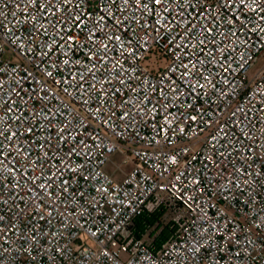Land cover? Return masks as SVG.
Segmentation results:
<instances>
[{
  "label": "snow or ice",
  "instance_id": "obj_1",
  "mask_svg": "<svg viewBox=\"0 0 264 264\" xmlns=\"http://www.w3.org/2000/svg\"><path fill=\"white\" fill-rule=\"evenodd\" d=\"M97 5L103 7H98L97 14L93 16L88 11V0H25V7H31L42 21L38 27L30 30L27 39L17 35L18 29L14 25L10 27L12 22L4 19L5 14L0 11V125H4V116L8 113H14L12 119L20 124L16 129H12L10 125L0 127V165L6 164V158L11 155L10 149L13 147L17 156L27 158L31 155L17 141L36 131L32 124L34 119H40V128L51 130V135L44 138L40 148L45 149L53 140L58 145L54 146L55 151L51 155L42 151L35 159L29 160L22 171L15 166L0 167V206L10 210L16 206L17 199H24L19 191L22 185L16 179L20 176L24 185H30L27 189L28 199L31 200L28 210L35 209L37 223L45 219V213L49 217V224L55 218L52 216L53 212L62 218V230L51 233V239L46 241L49 247L45 248L40 242L44 233L38 229L37 224H33L31 229L19 230L12 217L6 219L4 214H0V264H18L17 256H25V264H40L41 257L49 260L50 264H56V258L63 259L72 251L71 241L67 242V246L65 243H56L54 250L51 246L72 225L87 236L96 238L97 232L89 229L87 221L85 224L80 223V219L87 214V209L81 205L83 211L78 212L74 203L72 211H67L68 206L61 201V195L71 187L70 181L63 179L66 172L72 173L73 179L79 177L88 181V163L92 160L90 153H100L103 150L102 146L110 139L107 133L114 137H126L129 144L142 141L145 148L159 146L162 152L164 147H171L177 133L184 135L186 131H191L199 140L206 130H210L205 140L210 152L207 156L201 155L199 162L203 164L207 174L188 172L187 164L184 172H188L192 188L198 194L202 195L206 191L199 185L207 183L215 187L216 192L209 195H215L224 202L227 211L223 213L221 223L212 221L211 233L207 227V213L202 212V236L200 239L193 238L184 251L195 262L201 250L207 251L208 245L213 243L212 236L219 235L223 243L217 244V248L222 249L227 244L240 249L234 255V260L239 264L246 255L256 252V244L264 246V153L260 151L258 141L254 142L255 146L249 144L236 147L237 144H243L245 139L253 140L250 133L255 129L247 119L251 113L238 106L225 119L210 106L215 103L212 96L219 100L228 95L225 83L227 77L234 75L237 68H243L248 62L249 57L245 53L251 51V34L256 35L258 46L264 48V0H97ZM226 9H231V12L223 18L228 26L225 33L220 31V23L222 10ZM248 13L251 14L247 15ZM241 14L246 15L244 20H241ZM13 16L15 17V13ZM108 20L111 23H107ZM34 21L35 16H31L24 22L33 24ZM49 27L52 32H49ZM246 30L250 35L240 39V35ZM35 32H40L45 39L34 42L32 37ZM82 32L84 35L81 37ZM49 36L52 37L51 40L48 39ZM218 36H223L227 43H218ZM233 38L235 46L229 51ZM161 39L164 41L163 45L159 43ZM209 45L212 46L210 49ZM153 47L167 54L172 64L167 69L171 75L150 81L148 72L140 68L139 61L146 58ZM241 48L244 49L243 52L239 51ZM76 49L84 50L87 63L82 66L83 70L78 67L82 64L81 59L74 58ZM113 49L117 53L115 56L111 55ZM9 50L16 56L29 60L45 79L42 81L40 77L23 69L20 71L24 74L20 75L18 66L5 69L3 64ZM36 57H39V64H36ZM121 59L129 67L126 68ZM234 64L236 68L233 67ZM213 65L218 71L211 70ZM61 68H67L68 75L62 81H56L53 73L59 72ZM73 68H76L75 72L72 71ZM97 73L100 74L99 78ZM4 76L8 79H3ZM25 79L35 80L39 85L38 90H33L34 95H28V100L43 102L39 111L32 107L28 115H25L23 107L28 101L22 99L13 108L16 97L25 92ZM49 80L53 84L65 85L60 91L71 98V104L60 102L55 106V111L48 107L52 100L59 99L56 92L48 88ZM217 81L220 82L219 87ZM69 88L76 89V96L68 91ZM260 89L261 83L258 82L255 94L264 102V91ZM77 97H80L79 101ZM89 101H92L91 105ZM228 106L231 107L230 104ZM202 107L204 110H201ZM260 111H264V107ZM90 121H95L96 127L93 128ZM148 123L152 124L154 135L146 139L141 135V128ZM25 124L27 127H24ZM192 125H196L199 131H195ZM237 129L239 135H236ZM64 146H67V150L62 152L61 148ZM86 149L90 151H85ZM179 151L186 153L188 148H181ZM107 152L109 155L113 154L111 148ZM57 153L58 162L53 164L52 157ZM233 153L243 157L240 166L234 163L237 156H233ZM138 155L147 157L148 152ZM196 155L198 154H194L192 159H196ZM74 157L83 158V163H74ZM117 159L122 167L125 166L123 157ZM100 163L107 164L109 168L115 165V161L101 160ZM176 163L177 156L172 154L169 164ZM226 164L233 165L234 171L230 174ZM46 166L55 170L44 175ZM37 168L40 169V176L35 175ZM127 170L135 175L134 169ZM30 171L31 176L28 175ZM6 172L11 174V180L7 182ZM184 172L175 177L177 184ZM98 175L99 173L93 175L92 180ZM188 177H185L186 181ZM37 180H40L39 184L36 183ZM96 191L107 192V189L97 188ZM180 195L185 200L188 199L187 192H181ZM237 196V203L242 205L243 212L231 207L230 200ZM94 203L99 204V201ZM207 204L210 201L206 202V206ZM244 225L248 226V236L240 248L236 234L238 228L243 232ZM251 237H255V240ZM99 255L106 257L108 253L100 250ZM92 264H95L94 260Z\"/></svg>",
  "mask_w": 264,
  "mask_h": 264
},
{
  "label": "built area",
  "instance_id": "obj_2",
  "mask_svg": "<svg viewBox=\"0 0 264 264\" xmlns=\"http://www.w3.org/2000/svg\"><path fill=\"white\" fill-rule=\"evenodd\" d=\"M119 2V0H117ZM7 5V6H5ZM88 11L95 16L97 14V8L103 7V5H97V0H88ZM0 11L4 15V19L11 21V26H15L18 29L17 35L27 39L29 32L34 27H38L42 23L38 13H34L31 7H25V0H0ZM231 9L222 10V17L220 23V31L227 32V23L224 21V17L229 16ZM15 13V17L13 16ZM102 14V13H100ZM248 13L247 15H250ZM35 16V21L33 24L26 23L28 17ZM246 18L245 14H241V20ZM20 21L21 23H17ZM107 23H111L110 20ZM252 25L250 24L249 27ZM107 31V27H105ZM49 32H52L51 27H49ZM131 35V33H128ZM84 33H81V37ZM239 35V33H238ZM250 34L246 30L243 35H240V39H245V37ZM51 36L48 37L51 40ZM32 39L34 42L38 43L45 39L40 32L33 33ZM251 51L250 53H245L249 57L248 62L243 68H237L234 75H229L227 81L228 95L217 99L216 96H212V100L215 103L211 104V109L219 115H222L225 119H228L229 113L236 109L238 106H242L245 112L251 113L247 116V119L252 122L254 132L250 133L253 136V140L249 141L245 139L243 144H237L236 147H244L249 144H254L255 141L259 142L261 146L260 151L264 153V111H260L264 107V102L259 100V97L255 94L257 83H261V91H264V48L258 46V41L255 34H251ZM223 41L227 43L223 36L217 37V42ZM163 45V39L159 42ZM235 46V38H233V44L229 45V51ZM212 46L209 45L210 49ZM208 49L205 50L207 52ZM243 52L244 49H239ZM84 50L76 49L74 58L81 59V70L82 66L87 63L83 55ZM152 54L153 62L149 66L143 64V60L139 61L140 68L147 71L149 75V80L162 79L164 76H169L171 73L167 71L168 66L172 64V60L167 54L160 51L159 48L153 47L148 53L149 57ZM226 54V53H225ZM111 55H117L116 50L113 49ZM263 55V56H262ZM33 56H35V47L33 50ZM262 56V60L258 59ZM164 59V63L159 61V59ZM31 59V58H30ZM39 57H36V64H39ZM121 63L125 67H129L128 63L121 59ZM257 63L259 68L257 71L249 75V70L251 66ZM250 65V66H249ZM13 66H18L17 70L20 69L32 72L33 75L40 77L43 81L45 78L41 74L40 70L35 67L29 60L22 59L15 55L11 50L7 53L3 67L10 70ZM236 68V65H233ZM212 71H218L215 65L212 66ZM72 71H76L73 68ZM69 70L67 68H61L59 72H54V78L56 81H62L67 75ZM62 73V75L60 74ZM24 72L20 71V75ZM99 73H97V78H99ZM87 76V73H86ZM3 79L7 80L8 77L4 76ZM229 81L231 83H229ZM14 82V81H13ZM48 88L56 92L58 100H52L48 105L52 111L56 110V105L60 102L71 104V98L64 92L60 91L63 84H53L51 80L47 82ZM167 84V80H165ZM85 83V87H87ZM217 86H220V82L217 81ZM23 88L25 92L20 93L16 97V105H19L21 100L28 101L23 105L25 109V115H28L30 109L35 107L37 111L40 110L42 101H30L28 100V95H34L33 90H38L39 85L32 79H25L23 81ZM233 89L235 90L233 92ZM69 92L73 96H76V89L69 88ZM90 91H92L90 89ZM27 93V95H25ZM80 97H77L79 101ZM92 104V101H89ZM199 106V102H197ZM231 105L229 107L228 105ZM205 106H207V98H205ZM80 105L77 103V108ZM201 110H204L202 107ZM191 112V110H188ZM67 114V110H65ZM192 114H196L192 112ZM14 113H8L4 116V125L0 127L11 126L12 129L20 127L19 121H14L12 119ZM259 117V119H257ZM71 119V117H68ZM159 119V116H158ZM235 119V118H233ZM41 121L39 118L32 121L33 126L36 128L30 135H26L23 140L17 141V144H23L28 152L31 153L30 156L25 158L24 156H17L15 148L10 149L11 155L6 158V164L0 165V167L15 166L16 168L23 170V166L28 163L29 160L35 159L40 155L42 151H47L49 155L55 151L54 146L56 141L53 140L51 145L45 149L40 148V144L44 142V138L51 135V130H44L40 128ZM92 127H96L95 121H90ZM191 123V122H189ZM199 124V121H197ZM58 126V125H55ZM54 126V127H55ZM159 126V125H157ZM202 126V125H201ZM27 127V124L24 125ZM241 127H243V121H241ZM187 129V124L185 125ZM195 131H199L196 125H192ZM107 131V130H105ZM210 130H206L201 134L200 139L197 140L191 131H186L184 135L177 133L173 140L171 147H164L163 151H160L159 146H153L149 148L144 147L142 141H137L136 143H127V138L114 137L111 133H107L109 136V142L102 146V151L100 153H90L92 155V160L88 163V181L86 182L79 177L73 179L72 173L66 172L63 179H67L71 183V187L68 192L62 193L61 201L66 204L67 211L71 212L73 204L78 210V212L83 211L81 205L87 209V214L84 218L80 219L81 224H85L87 221V226L92 232H97L96 238L93 239L87 236L82 230L72 225L71 229L63 232V237L58 236L56 241H54L51 246L54 250L56 243H65L71 241L72 251L65 256L63 259L56 258V264H237L234 260V255L240 250L235 245L224 244L223 248H217V244H222L219 235L212 236V244L208 245V250L203 249L198 254L195 262L192 258L185 254L184 249L192 242L193 238L200 239L202 234L200 229L201 224V213H207L209 222L207 224L208 231H212V221L217 223L222 222L223 213L227 211V205L222 202L217 196L209 195V193H215L216 188L204 183L198 187H204L206 191L201 195L196 193L192 184L190 183L191 177H188V172H198L205 173L203 164L200 161V156H207L210 152L207 144L205 143L206 137L209 135ZM141 135L146 139L154 135L152 124L148 123L141 128ZM236 135H239V129L236 130ZM35 141V143H33ZM91 143V141H89ZM151 144V141H149ZM194 145V147H193ZM188 148L186 153L180 152L181 148ZM111 148L113 154L109 155L107 149ZM67 146L61 148V151H66ZM85 151H90L86 149ZM144 151L148 152L147 157H142L138 155ZM165 153L169 155L166 156ZM115 154H119L124 158V162L131 163V169L135 170V175L128 170H124L120 165L119 161L115 163L113 170H123V176L120 179L115 178L113 172L106 169V164L101 165L100 161H112V157ZM172 154L177 156V163L170 165L169 159ZM194 154L196 159H192ZM233 156H237L234 163L240 166V157L237 153H233ZM15 158V159H13ZM59 153L55 157H52V163L58 162ZM74 163H83V158L74 157ZM189 165L188 172H184L185 166ZM228 173L230 174L234 171L232 164H226ZM51 166H46V171L44 175H49L50 171H54ZM184 172L181 176L179 184L175 181V177ZM99 173L95 180H92V176ZM207 174V173H205ZM28 175H32L30 171ZM35 175L40 176V169L37 168ZM6 181L11 180V174L5 173ZM188 177V180H185ZM16 179L20 182L22 187L19 189L21 196L24 199H17L16 206L9 208H4L0 206V214H4L5 218L12 217L16 222L17 228L19 230L31 229L33 224H37L38 229L44 233L41 236V244L45 248L49 245L46 243L47 240L51 239V233L54 231L62 230L61 217L57 216L56 212L52 213L55 217L51 219V223H48L49 217L47 213L44 214L45 219L37 223V219L34 216L35 209L32 211L28 210V205L31 204V200L28 199L29 193L27 191L30 185H24V180L22 177L17 176ZM43 179V176H41ZM203 179V176H202ZM59 181H57L58 183ZM37 184L40 180L36 181ZM47 183V181H45ZM182 185V187H181ZM97 188L107 189V192H98ZM53 191H55V185H53ZM181 192H187L188 199L185 200L180 195ZM82 194V195H81ZM237 199L233 198L230 200L231 207L233 209H240L241 212L244 211L242 205L237 203ZM94 201H99V204H95ZM210 201V204L206 202ZM214 205V207H213ZM160 210H165V212L170 213L171 225L170 233L161 240L159 244L155 242H149L141 236H137L135 233V220L141 215H151ZM241 224H243V217L241 216ZM98 230V231H97ZM248 226L244 225L243 232L237 229L236 238L239 240L240 248L243 247L245 239L248 236ZM29 235L31 232L29 231ZM259 235V234H257ZM255 240V237H251ZM15 247V245H14ZM85 249H88L85 252ZM100 250H106L108 255L106 257L99 255ZM252 252V249L248 250ZM35 255V253H33ZM125 254V256H123ZM15 255V252H13ZM241 255L244 253L241 252ZM18 264H25V256H17ZM40 264H50L49 260H45L41 257ZM239 264H264V246L261 244H256V252L252 253L250 256H245V259L240 260Z\"/></svg>",
  "mask_w": 264,
  "mask_h": 264
},
{
  "label": "rangeland",
  "instance_id": "obj_3",
  "mask_svg": "<svg viewBox=\"0 0 264 264\" xmlns=\"http://www.w3.org/2000/svg\"><path fill=\"white\" fill-rule=\"evenodd\" d=\"M149 55H150L149 57H146L143 60V64H145L147 66H149L153 62L152 54H149ZM262 56L258 59V61L262 60ZM159 61H161L162 63L165 62L164 59H159ZM258 68H259V65L257 63H254L248 72L249 75L254 74ZM118 157H121V156L119 154H115L112 157V161H115V163L118 162V159H117ZM127 166H128V164H125V166H123L122 168L124 170L128 169L129 167L127 168ZM113 167L109 168L108 165L106 164V168L109 170L112 169ZM121 169L116 170L117 172L115 171L116 177H119L120 176L119 173L123 172V170H121ZM154 215L156 216V217H154L155 218L154 222L151 224L145 225V229H144V232L142 234V237L149 242H155L157 240L165 239V237L170 233V230H171L170 225H171L172 221H171L169 212H165V210L164 211L160 210V211L154 213ZM123 256H125V254H123Z\"/></svg>",
  "mask_w": 264,
  "mask_h": 264
},
{
  "label": "trees",
  "instance_id": "obj_4",
  "mask_svg": "<svg viewBox=\"0 0 264 264\" xmlns=\"http://www.w3.org/2000/svg\"><path fill=\"white\" fill-rule=\"evenodd\" d=\"M154 217H156V216L154 214H151V215H141V216L136 218V220H135V226H136L135 233L137 236H141V234L144 232L145 225L151 224L154 222V220H155Z\"/></svg>",
  "mask_w": 264,
  "mask_h": 264
},
{
  "label": "crops",
  "instance_id": "obj_5",
  "mask_svg": "<svg viewBox=\"0 0 264 264\" xmlns=\"http://www.w3.org/2000/svg\"><path fill=\"white\" fill-rule=\"evenodd\" d=\"M125 164H128L127 168H128V167H129V168L131 167V163H130V162H127V163H125ZM113 168H114V167H113ZM113 168L110 169V170L107 169V168H106V169H107L108 171L113 172V175L115 176V173H116L117 171L115 172V171L113 170ZM125 170H127V169H125ZM119 175H120L119 177H116V176H115V178L120 179V178L123 176V172L119 173ZM135 228H136V226H135ZM160 241H161V240H157V241H155V243H156V244H159Z\"/></svg>",
  "mask_w": 264,
  "mask_h": 264
}]
</instances>
